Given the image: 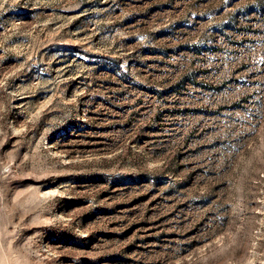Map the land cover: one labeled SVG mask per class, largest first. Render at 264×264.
Masks as SVG:
<instances>
[{"label":"rangeland","instance_id":"rangeland-1","mask_svg":"<svg viewBox=\"0 0 264 264\" xmlns=\"http://www.w3.org/2000/svg\"><path fill=\"white\" fill-rule=\"evenodd\" d=\"M0 264H264V0H0Z\"/></svg>","mask_w":264,"mask_h":264}]
</instances>
